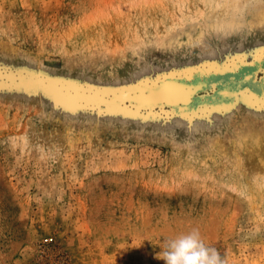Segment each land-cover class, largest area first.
I'll return each mask as SVG.
<instances>
[{
	"label": "rangeland",
	"instance_id": "obj_1",
	"mask_svg": "<svg viewBox=\"0 0 264 264\" xmlns=\"http://www.w3.org/2000/svg\"><path fill=\"white\" fill-rule=\"evenodd\" d=\"M229 6L0 0V65L87 91L190 85L209 72L188 69L264 47V1L233 20ZM260 65L213 73L258 82ZM128 102L0 91V264H164L154 258L164 242L192 229L225 264H264V109L240 103L208 121L198 106Z\"/></svg>",
	"mask_w": 264,
	"mask_h": 264
},
{
	"label": "snow or ice",
	"instance_id": "obj_2",
	"mask_svg": "<svg viewBox=\"0 0 264 264\" xmlns=\"http://www.w3.org/2000/svg\"><path fill=\"white\" fill-rule=\"evenodd\" d=\"M251 58L253 62L260 61V71H264V47H257L246 50L241 53L229 54L227 59L218 65H205L201 68L188 69V72H234L236 68L245 63ZM158 79L166 80L167 77H160ZM145 84L141 81V85ZM6 87H19L22 89H39L45 91L46 94L52 95L53 99L60 103L61 100L71 101L77 99L75 93L80 90L81 86L71 81H63L55 78H50L44 74L18 72L11 68H5L0 65V91ZM259 94H255L249 89H244L233 94L231 103L227 105L218 104L215 101H201L196 99L198 105V112L204 114L207 118L212 112L231 111L237 104L243 103L249 108L264 109V80H261L257 86ZM96 91V90H92ZM105 95L111 94L115 97V102L123 104L125 100L129 101L132 109L138 108H160L164 106H173L180 104H188L193 93L194 88L179 87L174 84H161L152 86L148 84L144 88L143 93H139V89L130 91L127 89L117 90L113 93L112 90H100ZM118 93H123L119 95ZM155 119L156 117H152Z\"/></svg>",
	"mask_w": 264,
	"mask_h": 264
},
{
	"label": "clouds",
	"instance_id": "obj_3",
	"mask_svg": "<svg viewBox=\"0 0 264 264\" xmlns=\"http://www.w3.org/2000/svg\"><path fill=\"white\" fill-rule=\"evenodd\" d=\"M154 258L164 264H225L215 248L206 246L198 229L166 240Z\"/></svg>",
	"mask_w": 264,
	"mask_h": 264
},
{
	"label": "bare ground",
	"instance_id": "obj_4",
	"mask_svg": "<svg viewBox=\"0 0 264 264\" xmlns=\"http://www.w3.org/2000/svg\"><path fill=\"white\" fill-rule=\"evenodd\" d=\"M264 1V0H263ZM262 0H241V3H237L238 2V0H230V6L229 7H227V8H225L224 9V11H225V14H227V15H231L232 17L230 18L231 20H233V19H235L236 17H240L242 14H243V12L245 11V9H247V7H249L250 5H253L254 3H260V2H263ZM237 3V4H236ZM254 8H256V7H254ZM247 11H249L248 9H247ZM256 11H258V9L256 8ZM246 13H248V12H246ZM257 13H259V12H257ZM224 14V15H225ZM243 16V15H242ZM242 16H241V18H242ZM225 19H227V18H224L223 19V16L221 17V16H218V17H212L211 18V21H213V22H211L212 24L214 23V22H217V24H219V23H222ZM227 21H230V20H227ZM197 23V22H196ZM189 24V23H188ZM195 24V23H194ZM185 25H187L186 23H185ZM196 26V25H195ZM183 27V26H182ZM181 27V28H182ZM191 30H193V29H191ZM183 31V30H182ZM190 31V30H189ZM248 77H250V75H247ZM220 77V76H219ZM226 77H228V76H226ZM226 79V78H225ZM263 80H264V78H263ZM230 81V80H229ZM208 82L209 81H207V80H203V81H201V80H198L197 82H195V83H192V84H188L187 85V83H181V82H179L178 80H172V79H166V80H164V81H162L161 82V84H165V83H168V84H174V85H177V86H179V87H189V88H194L195 89V91L198 89V90H200V88H205V87H207V85H208ZM235 82H239L237 85H228V87H223L222 89H221V91H220V93L222 94V95H231V93L233 92V91H235L236 90V88H237V86H241L242 85V83L240 82V81H235ZM245 82H246V80H245ZM230 83V82H229ZM160 84V85H161ZM145 87H147V86H140V87H137L135 90H137V89H139V93H143V91H144V88ZM119 90H123V89H119ZM135 90H130V91H135ZM113 93H115V92H117V91H112ZM119 95H123V93H118ZM75 96L77 97V99H74V100H72V101H75L76 103L77 102H79V101H81V102H86V103H88V104H94V103H99L100 105H104V104H113V105H116L117 106V108H119V109H122L124 106H123V104L127 101V100H125L124 101V103L123 104H120V103H117V102H115V97L114 96H112L111 95V97L110 98H107V95H105L103 92H101L100 90H98V89H96V91H92V90H83V89H80V90H78L76 93H75ZM194 96V95H193ZM193 96L191 97V98H193ZM224 97V96H223ZM229 98V97H228ZM46 99V98H45ZM229 100V99H228ZM42 101V100H41ZM226 101H227V99H226ZM225 101V102H226ZM224 102V101H223ZM225 102H224V104H225ZM229 102V101H228ZM129 103V102H128ZM81 104V103H80ZM98 104V105H99ZM222 104V103H221ZM227 104V103H226ZM95 105V104H94ZM99 105V106H100ZM187 105V104H186ZM223 105V104H222ZM68 106V105H67ZM78 106V105H77ZM91 106V105H90ZM97 106V105H96ZM70 107V106H69ZM109 107V106H108ZM169 108V107H168ZM140 109L141 108H138V109H136V112H139L140 111ZM180 109V108H179ZM184 109V108H183ZM191 109V108H190ZM67 112V111H66ZM179 113V112H178ZM212 113H214V112H212ZM100 115V114H99ZM164 115H166V113L164 114ZM204 116V114H201V116ZM152 116H154V115H152ZM158 117H160V116H158ZM210 117V116H209ZM209 117H207V118H204V119H208V121L210 120V118ZM136 121V120H135ZM209 133V132H208Z\"/></svg>",
	"mask_w": 264,
	"mask_h": 264
},
{
	"label": "flooded vegetation",
	"instance_id": "obj_5",
	"mask_svg": "<svg viewBox=\"0 0 264 264\" xmlns=\"http://www.w3.org/2000/svg\"><path fill=\"white\" fill-rule=\"evenodd\" d=\"M251 76L250 77H248L247 75L248 74H246V75H244V76H242V77H237V75L235 74V73H229V74H224V75H216V74H214L213 72H209V73H207V75H206V79H204V80H207V81H209L208 82V85H207V87L206 88H204V89H200V90H198V91H200V92H202V91H205V94H203V95H199V97H193V98H191L190 99V103H188L187 105H184L183 106V108H186L187 106H189V105H192V106H195V107H197L198 105L195 103L196 102V99L197 98H199L201 101H209V100H211V101H215V102H217L218 104H224V102L226 101V99H227V101L225 102V103H231V101H232V99H233V95H222L221 93H220V91H221V89H222V87H228V85L231 83V81H233L234 80V82L235 81H243L244 80V83H242V85L241 86H239V87H237L236 88V92H238V91H242V90H244V89H247L246 87H249L248 89L250 90V91H253L255 94H257V92H258V90H257V86H258V84H259V82L261 81V80H263V78H264V73H263V75H262V77H261V79L258 81V82H255L254 81V75H253V73H249ZM202 75V77H203V74H201ZM226 76H228V77H226ZM217 78H220V80L219 81H217ZM226 78V79H225ZM199 79H201V77L199 78ZM229 79H230V81H229ZM210 80H212L213 82L211 83L210 82ZM245 80H246V83H245ZM220 82V83H219ZM230 82V83H229ZM224 83H226L225 85H222V84H224ZM161 84V83H160ZM159 84V85H160ZM212 84H216L215 86H218L219 88L218 89H214V90H211V89H209V87L212 85ZM221 84V85H220ZM229 88V87H228ZM197 91V92H198ZM224 96V97H223ZM229 97V98H228ZM229 99V100H228ZM224 101V102H223ZM229 101V102H228Z\"/></svg>",
	"mask_w": 264,
	"mask_h": 264
}]
</instances>
